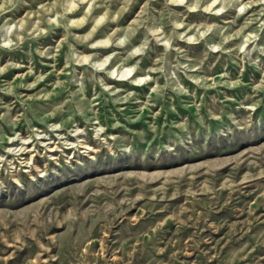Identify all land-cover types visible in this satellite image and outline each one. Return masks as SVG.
<instances>
[{
    "label": "rangeland",
    "instance_id": "obj_1",
    "mask_svg": "<svg viewBox=\"0 0 264 264\" xmlns=\"http://www.w3.org/2000/svg\"><path fill=\"white\" fill-rule=\"evenodd\" d=\"M0 264H264V0H0Z\"/></svg>",
    "mask_w": 264,
    "mask_h": 264
},
{
    "label": "bare ground",
    "instance_id": "obj_2",
    "mask_svg": "<svg viewBox=\"0 0 264 264\" xmlns=\"http://www.w3.org/2000/svg\"><path fill=\"white\" fill-rule=\"evenodd\" d=\"M130 72H131L130 69H125V70L121 71V78H125V77L129 76Z\"/></svg>",
    "mask_w": 264,
    "mask_h": 264
}]
</instances>
